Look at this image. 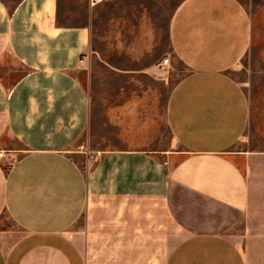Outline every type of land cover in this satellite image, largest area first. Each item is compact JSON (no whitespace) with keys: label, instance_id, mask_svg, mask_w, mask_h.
Instances as JSON below:
<instances>
[{"label":"crops","instance_id":"0c3cea01","mask_svg":"<svg viewBox=\"0 0 264 264\" xmlns=\"http://www.w3.org/2000/svg\"><path fill=\"white\" fill-rule=\"evenodd\" d=\"M251 41L240 0H0V68L26 71L0 76V264H264V117L231 75ZM165 54L186 73L159 103L132 83Z\"/></svg>","mask_w":264,"mask_h":264},{"label":"rangeland","instance_id":"374dc122","mask_svg":"<svg viewBox=\"0 0 264 264\" xmlns=\"http://www.w3.org/2000/svg\"><path fill=\"white\" fill-rule=\"evenodd\" d=\"M6 5L13 6L20 0H3ZM63 4L70 5H83L86 3L89 5L88 0H62ZM244 6L247 8L252 19V41L248 52L243 57V59L234 67L231 71V75L237 81L245 85L246 89L251 95L252 101V118L262 120L264 117V0H240ZM174 3V0H173ZM173 5H171L170 9ZM167 62L162 69V72L153 82L150 79H136L132 84H141L148 86L160 87V91L157 90V102L163 103L165 97L172 87V85L186 73V68L182 63H180L176 58H171L170 55H164ZM163 58V59H164ZM8 64L6 67L0 68V76L2 82L6 87L13 85L23 74H25V68L15 64L11 59H8ZM80 81L84 84L86 88H90L91 82L93 80L90 74L81 75L79 74ZM99 81L106 84L110 81L106 78H100ZM123 83V82H122ZM155 112L154 124L157 136V144L161 147L176 149V145L172 137L160 117L159 106ZM86 144V143H85ZM13 146L15 143L13 142ZM19 147V154L25 149L26 145L22 142L17 144ZM84 145L76 143L72 146V150H82ZM180 156V155H179ZM78 161L81 162V158L77 157ZM9 166L8 160H5L4 167ZM12 221L6 212H3L0 216V229H11Z\"/></svg>","mask_w":264,"mask_h":264},{"label":"built area","instance_id":"2783aa9c","mask_svg":"<svg viewBox=\"0 0 264 264\" xmlns=\"http://www.w3.org/2000/svg\"><path fill=\"white\" fill-rule=\"evenodd\" d=\"M102 0H89V3H90V5H95V4H97V3H99V2H101ZM81 61H83V59H80V62ZM167 62V59L166 58H164L163 59V63H166Z\"/></svg>","mask_w":264,"mask_h":264}]
</instances>
